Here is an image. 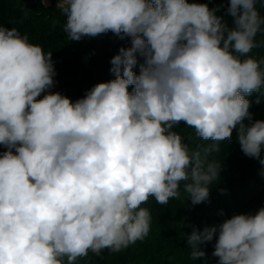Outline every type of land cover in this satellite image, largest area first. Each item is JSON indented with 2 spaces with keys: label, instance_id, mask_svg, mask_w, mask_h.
Listing matches in <instances>:
<instances>
[{
  "label": "clouds",
  "instance_id": "clouds-1",
  "mask_svg": "<svg viewBox=\"0 0 264 264\" xmlns=\"http://www.w3.org/2000/svg\"><path fill=\"white\" fill-rule=\"evenodd\" d=\"M256 4L228 0L229 28L208 3L58 0L71 41L130 39L110 61L115 78L75 102L49 91L52 52L0 25V264H76L89 250L126 249L150 232L141 205H167L181 182L193 205L208 201L221 167L189 154L173 130L181 122L217 142L239 126L242 152L264 165V120L243 122L246 97H264V59L247 55L264 33ZM186 237L194 260L215 238L218 264H264V207Z\"/></svg>",
  "mask_w": 264,
  "mask_h": 264
},
{
  "label": "trees",
  "instance_id": "trees-1",
  "mask_svg": "<svg viewBox=\"0 0 264 264\" xmlns=\"http://www.w3.org/2000/svg\"><path fill=\"white\" fill-rule=\"evenodd\" d=\"M187 2L208 3L210 8L218 9L217 15L229 28L233 26L232 18L226 15L228 0ZM256 7L264 17V0H257ZM65 23L66 17L61 10L44 4L42 0H0V25L16 28L22 35H27L29 43L52 52L56 76L49 91L60 92L75 102L98 83L115 78L110 71V61L121 47L130 46V39L121 40L109 31L93 38L71 41L63 30ZM255 40L259 46L248 54H253L256 49L257 59H264V33L258 32ZM138 61L142 62V58L138 57ZM133 70L138 74L139 66ZM131 90L132 86H129ZM257 95L259 93L246 97L251 101L249 111L252 113V121L247 118L243 121L246 125L264 120V98L257 104ZM238 127L233 130L231 140L217 142L203 140L184 122L174 126L173 130L181 135L190 155L199 152L207 163L214 162L221 167L219 176L209 186V200L193 205L183 190L184 182L180 185V197L170 199L167 205H160L154 197H149L141 205L152 217L150 232L145 239L116 253L104 249L97 256L89 250L88 255L78 258L76 264H204L205 261L218 264V257L212 255L215 238L201 245L205 257L192 258V248L186 244V236L192 232L193 226L202 231L204 227L219 224L233 215L255 214L264 207V165L242 152L236 139ZM213 145L218 150L213 149ZM6 150L0 145V153ZM261 159H264V147Z\"/></svg>",
  "mask_w": 264,
  "mask_h": 264
},
{
  "label": "rangeland",
  "instance_id": "rangeland-1",
  "mask_svg": "<svg viewBox=\"0 0 264 264\" xmlns=\"http://www.w3.org/2000/svg\"><path fill=\"white\" fill-rule=\"evenodd\" d=\"M58 0H46V3L43 2L46 5H52V6H56L57 5ZM256 49L253 50V54H247L248 56L254 57L255 59H257V56L255 55ZM241 58H245V57H241ZM258 60V59H257ZM264 98V97H263Z\"/></svg>",
  "mask_w": 264,
  "mask_h": 264
}]
</instances>
